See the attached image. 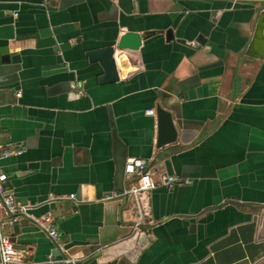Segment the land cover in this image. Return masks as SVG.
<instances>
[{
  "label": "crops",
  "instance_id": "obj_1",
  "mask_svg": "<svg viewBox=\"0 0 264 264\" xmlns=\"http://www.w3.org/2000/svg\"><path fill=\"white\" fill-rule=\"evenodd\" d=\"M237 1L0 0V147L23 150L0 170L32 217L53 213L69 257L264 264V53L247 56L264 0ZM126 31L164 33L122 53L119 81L101 84L87 53ZM157 106L178 132L161 148ZM124 153L157 180L183 179L150 194L141 226L131 182L117 186ZM32 217L6 233L23 262L50 264L55 245Z\"/></svg>",
  "mask_w": 264,
  "mask_h": 264
},
{
  "label": "built area",
  "instance_id": "obj_2",
  "mask_svg": "<svg viewBox=\"0 0 264 264\" xmlns=\"http://www.w3.org/2000/svg\"><path fill=\"white\" fill-rule=\"evenodd\" d=\"M237 1V0H234ZM148 115H154V110H148ZM23 150L11 148L9 145L0 147V161L13 155H21ZM124 179L130 181V187L124 190L123 195L127 196L137 211V226H141L149 216L150 194L160 186L172 188L177 182L183 179L176 176H162L160 180L155 178L150 163L142 158H128L125 164ZM8 176L0 170V264L22 263V255L16 250L11 238L6 233L7 228L15 227L23 218L32 217L30 206L17 201L14 192L9 189ZM189 183V181H186ZM116 196H109L106 200L114 199ZM73 199L74 196H71ZM35 224L49 237L59 242L60 234L56 227L55 217L49 212L45 215L34 218ZM49 263H54V254L49 256ZM66 262L80 264L75 259H67Z\"/></svg>",
  "mask_w": 264,
  "mask_h": 264
},
{
  "label": "water",
  "instance_id": "obj_3",
  "mask_svg": "<svg viewBox=\"0 0 264 264\" xmlns=\"http://www.w3.org/2000/svg\"><path fill=\"white\" fill-rule=\"evenodd\" d=\"M158 33H164V32L146 31L140 33L134 31H126L119 38L117 44L109 47L90 50L87 53V57L89 58V61L91 63H99L104 70V74L100 77L99 82L101 84H112L118 82L119 61L122 56L121 54L124 52L139 51L143 46L144 42L151 39ZM165 33L167 40H172L174 38L173 30H168ZM203 39H204L203 36H201L198 40L199 43H203ZM263 53H264V11L261 13V16L259 18L254 39L247 52V56L252 59H260ZM9 61L10 58H8V56L6 57L3 56L0 58V62L8 63ZM237 87L238 89H240L242 87V83L239 84ZM64 88H65L64 86L63 87L60 86L58 90L59 89L62 90ZM154 116L157 117V122H158L157 147L161 148L176 142L178 137V132L172 113L166 110L165 108H163L162 106H157ZM120 146H121V141H119L118 138L115 137V147L118 148ZM125 164H126V153H124V155L121 157V161L118 164L117 186L120 190H123ZM49 201L51 202L49 204L55 203L53 198H51ZM52 242L54 243L55 245L54 248L56 250L51 253L54 254V263H50V264H72L66 262L67 259H74V258L69 257L63 251V249L65 248L58 242H55L53 240ZM49 261L50 260L48 259V262ZM77 261L79 262V260Z\"/></svg>",
  "mask_w": 264,
  "mask_h": 264
}]
</instances>
